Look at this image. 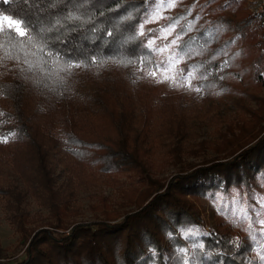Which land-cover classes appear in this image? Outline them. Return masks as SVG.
Masks as SVG:
<instances>
[{
	"label": "trees",
	"instance_id": "obj_1",
	"mask_svg": "<svg viewBox=\"0 0 264 264\" xmlns=\"http://www.w3.org/2000/svg\"><path fill=\"white\" fill-rule=\"evenodd\" d=\"M159 1L0 0L1 16L28 18L38 30L69 14L80 17L65 22L58 34L65 42L52 45L59 60L45 55L42 40L0 32V137L10 139L0 152L24 185L12 181L18 205H11L24 256L0 264H264L256 257L264 255V231L253 219L222 207L225 216L215 212L207 225L199 210L181 205L188 194L228 198L256 176L264 179V39L252 29L255 15L242 0H172L164 25L175 29L179 71L192 76L203 99L236 98L243 110L234 125L239 134L230 125L233 136L216 146L225 157L165 177L153 171L148 139L157 126L156 135L181 136L183 121L175 117L187 105L146 88L158 87L151 72L161 62L160 44L150 43L158 30L148 20ZM69 57L81 66L68 69ZM85 84L95 90H82ZM56 163L78 188L96 173L138 176L143 187L124 194L135 209L122 213L105 204L104 219L66 224ZM27 193L50 204L56 222L28 226V215L16 213ZM199 244L203 249L193 246ZM146 249L151 257L139 259Z\"/></svg>",
	"mask_w": 264,
	"mask_h": 264
},
{
	"label": "rangeland",
	"instance_id": "obj_2",
	"mask_svg": "<svg viewBox=\"0 0 264 264\" xmlns=\"http://www.w3.org/2000/svg\"><path fill=\"white\" fill-rule=\"evenodd\" d=\"M254 1L242 0L243 7L252 14H254ZM172 11V0L165 2L160 0L148 20V23L158 30L150 39V43L153 46L160 44L161 62L157 66V74L151 72V77H156L155 81L158 87L147 82L146 88L165 90L167 99L179 101L182 97V102L187 105L184 111L178 112L175 117L183 121L181 136L156 135L161 129V126H157L158 130H152L153 133L148 139V143L151 145L149 160L154 163L153 171L155 174L165 177H171L182 169L187 170L192 164L204 163L205 160L214 159L219 155L225 157L217 152L216 146L220 145L224 135L230 138L233 136L229 128L230 125L235 128L234 134H239V129L234 125L242 116L243 110V106L234 102L236 98L227 97L226 101L217 99L214 102L203 99V91L193 87L192 76H183L179 71L180 58L175 52L177 44L175 29L164 25L167 14ZM6 26L5 24L4 27ZM252 29L264 39V29L256 15ZM174 41L175 43H173ZM246 87L248 90H252L250 84H247ZM81 89L94 91L95 87L92 84H85L81 86ZM245 105L251 108L257 107L256 103L250 99H246ZM159 121L161 120H157V122ZM6 142H10V139L0 137V143ZM254 160L259 161L257 156ZM55 175L57 178L55 188L60 191L61 198L62 195L67 194V199L58 202H67V210L61 216L65 219L66 224L71 225L77 222H93L104 219L105 204L110 205V210H118L122 213L135 209V206L124 194L131 187H143L142 179L132 174L96 173L97 180L87 181L78 188L73 181L69 180L68 172L64 170L61 163H56ZM12 181L24 189L22 181L12 171L10 163L0 152V261L2 262L16 261L24 256V247L20 244L21 232L13 220L15 208H11L13 204L18 205V200L13 194ZM225 182L223 179L222 184ZM248 187L249 189L243 188V186L234 188L235 190L229 192L228 198L223 194H218L216 199L196 198L188 194L185 199L181 200V205L187 211L199 210L207 225L214 220L215 212L220 216H225L221 210L223 207L230 209L233 216L245 217L247 220L253 219L254 225L264 231L261 226V221L264 220V179L256 176L255 179H251ZM19 205L21 211H15L16 213L25 212L28 215V221H26L28 226L38 228L46 226L49 222H56V215L50 208V204H44L41 199H36L30 193L22 198ZM57 231L60 233L69 232V230L65 232L64 229ZM262 248H264V244ZM152 253V249H146L139 255V259H149ZM256 257L261 261L264 255L257 252Z\"/></svg>",
	"mask_w": 264,
	"mask_h": 264
},
{
	"label": "snow or ice",
	"instance_id": "obj_3",
	"mask_svg": "<svg viewBox=\"0 0 264 264\" xmlns=\"http://www.w3.org/2000/svg\"><path fill=\"white\" fill-rule=\"evenodd\" d=\"M75 20H80V17L75 16L73 14H69L68 16L64 17L63 22L60 19H57L54 22H50L47 28L38 30L37 26L33 25L28 18L12 19L8 15H3V16H0V32L6 31L9 37L11 38H16V37L28 38L30 41H33V42H35L37 39L42 40L43 41L42 48L48 49V51L45 52V55L59 60L61 59L62 54L59 51H54L52 49V45L54 44V42H60V43L65 42V41L59 40L58 34L65 27V22L75 21ZM5 24L7 25L6 28L4 27ZM45 33H47V35H45ZM13 34L15 35L13 36ZM106 34L108 37L111 38L115 36V31L108 30L106 31ZM173 43H175V41ZM180 50L183 51L182 48ZM92 59H93V62H95L96 58L93 57ZM64 63L67 65L68 69L81 66L80 63L72 61L71 57L65 60ZM261 226L262 228H264V220L261 221ZM188 235H192V233H189ZM193 246L199 247L201 249H203L204 247L203 244L193 245ZM182 251L186 252L187 250L183 249ZM261 259H264V257H262ZM184 264H189V261L185 260Z\"/></svg>",
	"mask_w": 264,
	"mask_h": 264
},
{
	"label": "built area",
	"instance_id": "obj_4",
	"mask_svg": "<svg viewBox=\"0 0 264 264\" xmlns=\"http://www.w3.org/2000/svg\"><path fill=\"white\" fill-rule=\"evenodd\" d=\"M253 11L257 16L261 27L264 29V0H255Z\"/></svg>",
	"mask_w": 264,
	"mask_h": 264
}]
</instances>
